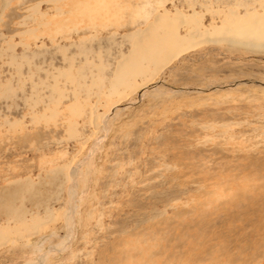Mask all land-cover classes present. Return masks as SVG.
Returning <instances> with one entry per match:
<instances>
[{
    "label": "rangeland",
    "instance_id": "374dc122",
    "mask_svg": "<svg viewBox=\"0 0 264 264\" xmlns=\"http://www.w3.org/2000/svg\"><path fill=\"white\" fill-rule=\"evenodd\" d=\"M256 1L0 0V264H264V53L111 90L158 13L211 30Z\"/></svg>",
    "mask_w": 264,
    "mask_h": 264
},
{
    "label": "bare ground",
    "instance_id": "6f19581e",
    "mask_svg": "<svg viewBox=\"0 0 264 264\" xmlns=\"http://www.w3.org/2000/svg\"><path fill=\"white\" fill-rule=\"evenodd\" d=\"M256 2L261 8L260 12L253 10L248 13L246 9L245 14L239 15L235 10L230 11L222 20L223 24L211 30H203L202 16L198 13H177L172 17L167 11L158 13L145 29L127 36L131 43L130 50L115 69L111 90L115 89L120 98L141 90L145 92L153 84V79L176 58L203 45L223 44L230 50L241 48L251 53H264V0ZM180 28L187 36L198 35L197 38L185 41L181 37L180 43ZM137 78L141 84L136 83ZM119 105L112 106L106 114Z\"/></svg>",
    "mask_w": 264,
    "mask_h": 264
},
{
    "label": "water",
    "instance_id": "95a60500",
    "mask_svg": "<svg viewBox=\"0 0 264 264\" xmlns=\"http://www.w3.org/2000/svg\"><path fill=\"white\" fill-rule=\"evenodd\" d=\"M76 170V169H75Z\"/></svg>",
    "mask_w": 264,
    "mask_h": 264
}]
</instances>
